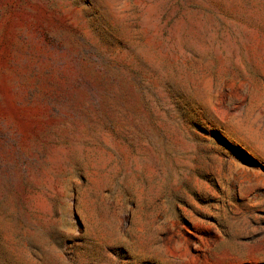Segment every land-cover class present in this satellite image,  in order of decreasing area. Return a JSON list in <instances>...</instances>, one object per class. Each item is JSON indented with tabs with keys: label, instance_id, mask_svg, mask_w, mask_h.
Returning a JSON list of instances; mask_svg holds the SVG:
<instances>
[{
	"label": "rangeland",
	"instance_id": "rangeland-1",
	"mask_svg": "<svg viewBox=\"0 0 264 264\" xmlns=\"http://www.w3.org/2000/svg\"><path fill=\"white\" fill-rule=\"evenodd\" d=\"M0 264H264V0H0Z\"/></svg>",
	"mask_w": 264,
	"mask_h": 264
}]
</instances>
